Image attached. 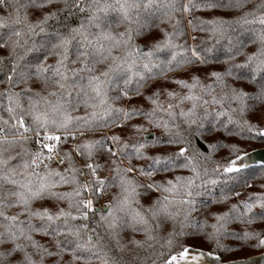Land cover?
<instances>
[{"label": "snow or ice", "instance_id": "1", "mask_svg": "<svg viewBox=\"0 0 264 264\" xmlns=\"http://www.w3.org/2000/svg\"><path fill=\"white\" fill-rule=\"evenodd\" d=\"M250 3L0 0V264H126L117 253L153 249L168 222L152 264H234L233 243L264 247V195L214 212L241 192L205 179L242 172L239 142L264 141V0Z\"/></svg>", "mask_w": 264, "mask_h": 264}, {"label": "trees", "instance_id": "2", "mask_svg": "<svg viewBox=\"0 0 264 264\" xmlns=\"http://www.w3.org/2000/svg\"><path fill=\"white\" fill-rule=\"evenodd\" d=\"M260 3V0H252V3H250L249 5H247V8L250 9L253 4H258ZM196 15L200 16L201 19H211L212 18V14L211 13H197ZM228 18V17H225ZM186 24V21H185ZM161 28H164L165 30L171 31L170 27L167 24H161L160 25ZM114 31L115 32H120L123 31V25H121L120 27H114ZM238 32L240 35H248V33L246 32H241L238 29ZM157 35H159V32L157 30ZM197 36L199 38H203L209 46H211V41H209L207 39V34L206 33H197ZM254 39V38H253ZM191 43V41H189ZM200 40L198 39L196 41V43H199ZM138 43H143L142 41H138ZM258 47L257 43H249L247 44V47L244 48L243 52L244 54H250L251 52L255 51L256 48ZM6 55L5 50L0 49V56H4ZM244 59V55H241L239 57H237V61H243ZM49 62L51 63L52 60L50 59ZM170 88H174V85H168ZM22 87V86H21ZM4 90V84L0 83V92H2ZM17 91H19V88L16 89ZM6 103V102H5ZM137 104H139V101H137ZM185 108L188 107V105L186 104L184 106ZM80 114H83V109H81ZM5 118H7L5 116ZM139 119V118H138ZM29 147H35V145H28ZM199 146L201 147L202 151H207V143L201 141L199 142ZM239 146L244 150V151H248V150H252V149H256V147H262L264 146V141H240L239 142ZM20 148L19 146L15 147L13 149V152L19 151ZM221 157H224L225 159H221ZM233 158L231 156V154H229L227 152V150H222V151H218L217 153L213 154V161H219L220 163H226L227 159ZM51 167L56 168L57 164L55 162H53L51 164ZM61 168L63 166H60ZM207 167L209 169H212L213 167H215L214 163H208ZM174 175H189L187 170H180L177 171L175 173H170L168 175L167 178H172ZM156 179H160V177H156ZM205 179H216L218 181V185L216 188L212 189L213 191H215L217 193V195H219L220 193V187L221 186H226V188H235L237 191L241 192V195L236 197L233 196L231 199H229L224 205H216V204H210L209 207L211 208L212 211H221V210H227L228 207L231 206V204L233 203H239L240 201L248 198L250 195H264V166H257L256 168H252L249 170H243L242 172L238 173V174H224L223 177L220 176H214L211 174V172L209 173V176L205 177ZM225 181H226V185H225ZM211 187V186H210ZM60 191H67L69 190L67 187H62L59 189ZM113 192L115 191V189L112 190ZM147 195V194H145ZM159 193H154L152 194V199H154L156 196H158ZM111 197V193H109L108 196L105 197V199L103 200L104 203L108 202V199H110ZM205 199H207V197H205ZM150 201L148 200H141V203L144 204L145 206H147V204ZM38 206V205H36ZM61 207H66V203H62L60 204ZM99 206V205H97ZM53 210H55V208H53ZM177 229L179 228V225H176ZM255 228V230L259 231L261 228V225L257 224L253 226ZM172 229V224L171 222L166 223L165 225H163L160 229H156L155 230V234H158L159 237H161L162 239H160L159 243L154 244V248L153 249H138V248H133V246L131 244H127V241L131 238L137 239V240H143L144 239V235L143 233L137 232V233H132L131 231H121V243L123 244H127V250H124L120 253H117L118 256H122L123 259L125 260L126 264H139V260H134L133 257L137 256L139 258H145L147 257V261L146 264H152V259H155V253L162 251L163 249H161L160 245L164 243V239L167 238V234L169 231H171ZM37 239H40L41 242H43V240L45 238H42L40 236L36 237ZM181 240L184 243H190V244H195L198 247L203 248L204 250H210V246L207 243H204L201 239L199 238H195L193 239L192 237L187 238L186 240L184 238H181ZM247 247L241 249L239 248V246L235 243H233L231 245L232 248V255L235 257V259H240L243 257H247V256H251V255H255V254H259V252L264 251L263 247H257L256 245V241L253 240H249L247 242ZM225 255L227 256L228 253H225Z\"/></svg>", "mask_w": 264, "mask_h": 264}, {"label": "water", "instance_id": "3", "mask_svg": "<svg viewBox=\"0 0 264 264\" xmlns=\"http://www.w3.org/2000/svg\"><path fill=\"white\" fill-rule=\"evenodd\" d=\"M247 152H249L250 155L246 160L248 167L244 169L245 171L256 168L257 166H264V146L256 147V149L248 150ZM242 259L250 260L252 264H264V251L259 252V254L235 259L234 264H239V261ZM208 264H212V262L209 261Z\"/></svg>", "mask_w": 264, "mask_h": 264}, {"label": "rangeland", "instance_id": "4", "mask_svg": "<svg viewBox=\"0 0 264 264\" xmlns=\"http://www.w3.org/2000/svg\"><path fill=\"white\" fill-rule=\"evenodd\" d=\"M101 204H104V201H103V200L101 201ZM263 248H264V247H263Z\"/></svg>", "mask_w": 264, "mask_h": 264}]
</instances>
